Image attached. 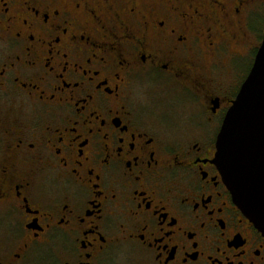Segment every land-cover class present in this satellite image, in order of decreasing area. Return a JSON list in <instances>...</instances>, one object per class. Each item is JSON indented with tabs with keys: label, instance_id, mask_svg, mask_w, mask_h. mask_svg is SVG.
I'll return each instance as SVG.
<instances>
[{
	"label": "flooded vegetation",
	"instance_id": "1",
	"mask_svg": "<svg viewBox=\"0 0 264 264\" xmlns=\"http://www.w3.org/2000/svg\"><path fill=\"white\" fill-rule=\"evenodd\" d=\"M263 34L264 0H0V264H264L214 161Z\"/></svg>",
	"mask_w": 264,
	"mask_h": 264
},
{
	"label": "water",
	"instance_id": "2",
	"mask_svg": "<svg viewBox=\"0 0 264 264\" xmlns=\"http://www.w3.org/2000/svg\"><path fill=\"white\" fill-rule=\"evenodd\" d=\"M215 163L233 201L264 235V34L216 140Z\"/></svg>",
	"mask_w": 264,
	"mask_h": 264
},
{
	"label": "rangeland",
	"instance_id": "3",
	"mask_svg": "<svg viewBox=\"0 0 264 264\" xmlns=\"http://www.w3.org/2000/svg\"><path fill=\"white\" fill-rule=\"evenodd\" d=\"M251 66V58H244L236 60L233 64V69L238 75L239 80H241L249 71Z\"/></svg>",
	"mask_w": 264,
	"mask_h": 264
}]
</instances>
